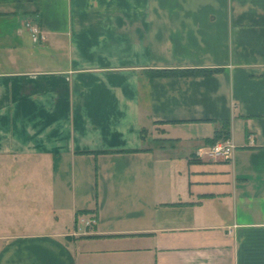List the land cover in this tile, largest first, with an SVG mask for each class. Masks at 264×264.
Returning a JSON list of instances; mask_svg holds the SVG:
<instances>
[{"label": "crops", "instance_id": "0c3cea01", "mask_svg": "<svg viewBox=\"0 0 264 264\" xmlns=\"http://www.w3.org/2000/svg\"><path fill=\"white\" fill-rule=\"evenodd\" d=\"M0 264H264V0H0Z\"/></svg>", "mask_w": 264, "mask_h": 264}, {"label": "built area", "instance_id": "2783aa9c", "mask_svg": "<svg viewBox=\"0 0 264 264\" xmlns=\"http://www.w3.org/2000/svg\"><path fill=\"white\" fill-rule=\"evenodd\" d=\"M32 36L35 39L44 37L42 30L36 26H31ZM235 149V144L230 137H224L216 140L210 147V154L213 156L230 157ZM96 218L87 222V225L95 223Z\"/></svg>", "mask_w": 264, "mask_h": 264}, {"label": "trees", "instance_id": "16d2710c", "mask_svg": "<svg viewBox=\"0 0 264 264\" xmlns=\"http://www.w3.org/2000/svg\"><path fill=\"white\" fill-rule=\"evenodd\" d=\"M218 67H212V68H198V69H158L153 72V74H175V73H208L214 70H217ZM227 122H229L226 119ZM225 122V121H224ZM221 130H217L215 132L214 137L212 138V142H215L216 140L224 137H230L229 134V124L224 123L223 126L220 128ZM227 129V130H226ZM96 215V214H95Z\"/></svg>", "mask_w": 264, "mask_h": 264}]
</instances>
